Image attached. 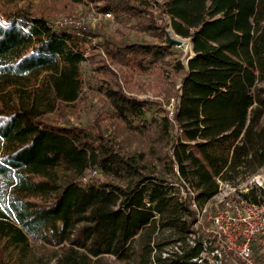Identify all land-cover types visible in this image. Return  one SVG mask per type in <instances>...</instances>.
Wrapping results in <instances>:
<instances>
[{"label": "trees", "instance_id": "1", "mask_svg": "<svg viewBox=\"0 0 264 264\" xmlns=\"http://www.w3.org/2000/svg\"><path fill=\"white\" fill-rule=\"evenodd\" d=\"M88 2L149 38L51 26ZM90 93L93 122L67 119ZM263 167L264 0H0V264H201L177 185L205 204Z\"/></svg>", "mask_w": 264, "mask_h": 264}, {"label": "built area", "instance_id": "2", "mask_svg": "<svg viewBox=\"0 0 264 264\" xmlns=\"http://www.w3.org/2000/svg\"><path fill=\"white\" fill-rule=\"evenodd\" d=\"M96 13L99 18L106 20L113 17L111 12L93 7V19L88 21L78 15H67L50 21V24L54 29L68 28L73 33L84 36L87 22L92 23ZM175 36L184 39L177 34ZM190 57L187 56L186 62ZM178 102L177 97L176 101L172 99L170 103L168 116L173 121ZM175 171L179 173L177 165ZM219 181V192L205 204L199 203L197 191L193 187L188 184L177 185L180 200L189 203L195 211V221L188 241L192 246L200 241L203 251L194 260L201 264H232L228 259L231 255L237 264H257L254 243L264 252V167L248 176L242 184ZM250 190L255 191V198L244 195Z\"/></svg>", "mask_w": 264, "mask_h": 264}, {"label": "rangeland", "instance_id": "3", "mask_svg": "<svg viewBox=\"0 0 264 264\" xmlns=\"http://www.w3.org/2000/svg\"><path fill=\"white\" fill-rule=\"evenodd\" d=\"M16 1H18L20 4H25L27 0H15V2ZM32 1L37 3L39 0H32ZM93 7L98 10H101L98 7H96L95 4L92 2H88L86 4L83 3L71 12H63V13L56 14L55 16L51 17L50 21L52 22L56 21L59 17H63L67 15H73V16L78 15V17L85 18L88 21V19H93V16H94L92 14ZM85 28L86 30L96 29L100 31H105V33H113V34L120 33L118 30L121 29V31L125 33L126 38L127 36H129L130 38H136V37H142V36L149 38L147 35L143 34L142 32H137V31L123 27L122 23L117 21L114 15L111 19L106 20L104 18H99V16L96 13L93 22L92 23L87 22V25ZM167 29H168V33H170L172 37H176L171 27L168 26ZM118 35H121V33ZM183 38L185 39L184 45L182 47L176 46V48L178 51L183 52L182 58L186 62V58L188 54L190 53L192 54V44L189 38H185V37ZM96 40H99V37H96ZM88 70H89V60L86 62V71ZM139 79L140 81H138V79L133 81L134 93L140 98H146V99L158 101L165 108L167 115L168 113L170 114V110H171L170 103L172 99H175V101L177 100L176 95L167 96L164 92H161V93L158 92V89L154 87H148L149 85L145 87L147 91H144V86H142V83L143 82L146 84H148L149 82L151 83L153 81V78H148L146 76H139ZM180 85L181 83L178 82L176 87L179 88ZM100 108H101V103H100L98 96L94 95L93 93H90L88 99L83 101L79 108H76V110H72V109L68 110L67 119H69L71 122H74V123L78 122V123H83V124H90L93 122V119ZM104 125H105L106 131L109 133V131H111L112 129V126H110V124L107 122H105ZM61 175L62 177L64 176L63 173ZM245 180L246 179L244 178L240 180L239 183L242 184ZM228 259L232 264H237L231 255H229Z\"/></svg>", "mask_w": 264, "mask_h": 264}, {"label": "water", "instance_id": "4", "mask_svg": "<svg viewBox=\"0 0 264 264\" xmlns=\"http://www.w3.org/2000/svg\"><path fill=\"white\" fill-rule=\"evenodd\" d=\"M167 39H168V41L170 43L175 44L176 46H179V47H182L184 45V41H185L184 39H181V38H178V37H172L170 35V33H168ZM191 44H192V42H191ZM192 52H193V54L191 55V57L194 55L193 49H192Z\"/></svg>", "mask_w": 264, "mask_h": 264}]
</instances>
